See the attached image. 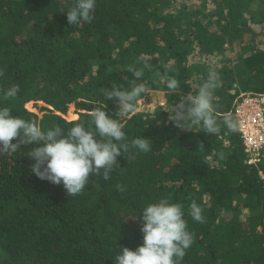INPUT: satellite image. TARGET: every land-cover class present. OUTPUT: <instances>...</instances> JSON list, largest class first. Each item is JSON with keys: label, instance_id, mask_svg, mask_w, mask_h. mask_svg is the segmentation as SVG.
<instances>
[{"label": "trees", "instance_id": "obj_1", "mask_svg": "<svg viewBox=\"0 0 264 264\" xmlns=\"http://www.w3.org/2000/svg\"><path fill=\"white\" fill-rule=\"evenodd\" d=\"M190 1L96 0L91 23L69 25L74 0H0V88H20L16 99L0 98V107L66 132L106 106L127 142L151 141L147 153L117 157L109 180L102 170L90 175L75 197L31 172L28 152L39 145L0 155V264H115L120 249L142 246L138 216L163 197L184 205L194 234L182 264H264V160L247 164L237 131L188 132L168 121L171 106L195 93L210 67L222 78L214 101L220 118L241 91L264 92V0ZM138 61L151 65L139 80L127 70L142 67ZM165 65L179 81L175 91L156 75ZM134 81L164 92L166 104L122 119L100 89H130ZM192 200L205 223L188 214Z\"/></svg>", "mask_w": 264, "mask_h": 264}, {"label": "clouds", "instance_id": "obj_2", "mask_svg": "<svg viewBox=\"0 0 264 264\" xmlns=\"http://www.w3.org/2000/svg\"><path fill=\"white\" fill-rule=\"evenodd\" d=\"M95 8L96 0H74L73 6L66 11L69 25L91 23ZM138 63H142V67L130 65L127 69L137 80L143 77L145 69H151L146 61ZM164 67L165 71L162 74L157 72L156 75L166 82L169 90L175 91L179 81L175 75L169 74L171 70L167 65ZM4 74V70L0 69V77ZM221 83L220 73L210 67L206 79L193 85L195 93H188L179 103L171 106L168 121L188 132L196 128L199 132L218 136L222 127L229 132L238 131L240 121L231 113H223L222 118L218 117L214 101ZM150 91L145 83L135 81L130 89L119 85L100 89L104 100L118 104L117 114L122 119L136 112L138 102ZM19 92V86L12 84L7 89L0 88V98L14 100ZM105 108H92L87 123L77 122L65 132L59 125L45 129L36 119L26 120L14 116L10 107H0V155H13L22 145H39L28 152V156L35 161L31 172L42 181L47 180L55 185L62 183L69 197H75L84 191L90 175L100 176L102 170V178L109 180L110 174L119 166L117 157L124 155L131 160L135 158L136 152L147 153L151 150L149 139L138 137L127 142L124 124L121 120L111 118ZM198 147L204 150L202 143ZM216 155L219 160L227 159L223 151ZM206 159L211 160L212 157ZM116 189L119 192L126 191L122 184H117ZM188 207V214L195 222H206L203 208L195 200ZM184 215V205L171 203L167 197L148 204L138 216L143 221L142 246L135 251L127 247L120 249V254L114 258L115 264H182L187 250L194 243V234L188 231Z\"/></svg>", "mask_w": 264, "mask_h": 264}, {"label": "built area", "instance_id": "obj_3", "mask_svg": "<svg viewBox=\"0 0 264 264\" xmlns=\"http://www.w3.org/2000/svg\"><path fill=\"white\" fill-rule=\"evenodd\" d=\"M228 113L240 121L237 132L247 164L258 166L264 160V92L241 91Z\"/></svg>", "mask_w": 264, "mask_h": 264}, {"label": "rangeland", "instance_id": "obj_4", "mask_svg": "<svg viewBox=\"0 0 264 264\" xmlns=\"http://www.w3.org/2000/svg\"><path fill=\"white\" fill-rule=\"evenodd\" d=\"M179 1H181V3H184V2H189L190 4L192 3V1H190V0H179ZM193 2H195L197 4L200 1L199 0H193ZM211 8L212 7H210V9ZM254 11H255V9H254ZM259 31H263L262 34L264 35V27L262 28V30L259 29ZM262 43L264 44V42H262ZM233 53H234L233 49H230L227 52V56L230 58L231 61L235 60V58L233 56ZM216 62H217L216 65L221 66V61L220 60H216ZM160 102H162V103L160 104ZM165 102H166V94L164 92L155 91V93H153V94L150 93V94L146 95L144 97V99H142L141 101L138 102L137 112H140V113H154L156 111V109L158 107H161V105H164ZM73 117H75V116H73Z\"/></svg>", "mask_w": 264, "mask_h": 264}, {"label": "crops", "instance_id": "obj_5", "mask_svg": "<svg viewBox=\"0 0 264 264\" xmlns=\"http://www.w3.org/2000/svg\"><path fill=\"white\" fill-rule=\"evenodd\" d=\"M158 92H160V91H158ZM150 93L153 94V93H155V91H154V90H151ZM150 93H149V94H150ZM159 100H160V99H159ZM161 103H162V102H160V104H161Z\"/></svg>", "mask_w": 264, "mask_h": 264}]
</instances>
